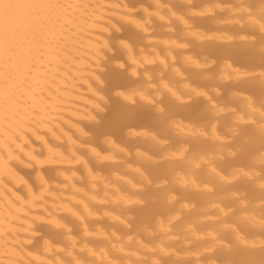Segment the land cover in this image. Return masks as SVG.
I'll use <instances>...</instances> for the list:
<instances>
[{"label": "bare ground", "instance_id": "1", "mask_svg": "<svg viewBox=\"0 0 264 264\" xmlns=\"http://www.w3.org/2000/svg\"><path fill=\"white\" fill-rule=\"evenodd\" d=\"M214 1L228 0H0V264H84L89 257H96L101 264H116L112 262V255L115 252L133 253L137 258L134 264H164V261L155 255L147 257L148 261L138 256L134 247L152 254L155 246L146 245L142 238L135 239L134 230L127 223L119 222L121 225L117 228L104 223L105 218L115 219L114 212L120 214L123 211L119 203L109 209L113 212L112 214L101 207L97 200V195L108 191L109 188L115 192L119 201L125 200L121 187L117 183H111L105 176L107 172L115 171V169L105 163L102 152L106 148H112L129 157L130 151L121 146V143L130 141L124 134L127 127L147 129L141 141L130 144L133 145L132 149L138 150L136 154L138 159L144 161H151L150 153L155 154L159 150L165 156H175L173 148L181 143L191 145L194 149L193 153H202L205 149H209L211 155L194 156L195 158L193 157L191 161V173L181 177V181L189 192L202 188L199 185V180L203 176L200 172L201 167H204L207 174L219 182L214 194L221 196L225 192L223 183L228 182L223 175L225 170L234 165L250 164L248 156L234 157L233 149L225 145L227 141L223 134L234 124L226 116L233 107L247 110L248 118L255 121L256 127L264 132V101L258 104L259 101L254 99L255 93L263 88V85L259 83L260 80L250 83L237 81L239 84L235 85L234 82L233 85L229 84L231 86H222L218 93L225 92L223 96H217L219 100L216 97L217 101L206 92H201L200 94L207 102L196 99L193 100L196 102L194 104L191 102L190 104L193 105L188 104V107L172 103L174 99L182 101L180 93L176 87L162 84L170 92V99H173L171 101L169 97L160 93L163 96L161 97L155 92L160 100L157 102L160 105L156 107V115L155 111L153 113L155 106L151 107L152 110L149 107L143 108L144 110H136L137 108L133 110L123 107L119 100L114 99L109 110L104 114L105 120L102 126L92 127L84 123H95L96 112L102 113V109L96 104L97 102L95 103L94 98L92 100L82 92V86L96 98L108 92L110 95L118 88L131 85L135 87L133 84L137 82L136 76L138 77L139 71L143 72V68H146L144 77L139 76L138 80L144 78L142 81L145 84L136 86L137 93L140 95L141 90L149 88L148 90L152 91L153 79H156L157 75L161 76L159 73H163L164 82L165 79L173 76L180 78L182 87L190 92L198 89V84L206 83L207 87H219L217 78L214 77L218 72L214 71L216 68L214 69L212 65L214 66L215 62L220 65L224 61H226L224 66L234 75H239L235 66L258 64L260 68H263L257 70L263 83L264 56L258 55L255 48L243 47L232 42L225 47L210 42V45L207 43L206 46H204L205 43L202 46L198 44L203 38L200 33L201 28L206 26L203 30H209L211 28L206 23L213 20L211 23L216 26L219 21L218 17L215 19L212 17L210 21H202L195 17L197 15L192 9L203 3ZM244 1L246 5L241 9L231 8L230 10L239 11L241 19L242 17L247 19L260 31L261 36L256 35L257 41L264 40V0ZM150 6L155 8L153 14L157 18L152 19V12L148 9ZM139 12L147 17L146 22L144 19L140 22L142 20L139 18L141 17ZM164 12L172 21L165 18ZM235 12L232 13L235 15L237 13ZM136 16L140 21L134 18ZM150 17L152 20L156 18V21L157 19L160 20L159 22L164 21L161 25L164 24L160 27L156 24L158 27L156 29L153 24L159 22L154 21L152 24ZM117 22L120 25L116 26ZM104 24H109L112 28ZM134 28L139 32L142 29L144 34L149 36L148 42L154 39L152 42L154 44L161 41L156 37L166 39L173 35L170 38L173 42L169 39L172 42L169 44H173L168 54L170 61L161 62L164 71H162L163 67L162 70L160 67V69L157 68L148 58L151 55V49L149 52L147 48L152 47L147 45L151 43L144 46L141 42L144 50L140 48V51L138 49L135 51L134 45L139 44L140 40L136 38L135 32V38L131 37L132 31H135ZM165 30L171 33H169L170 36L166 37L162 34ZM166 32L164 33L167 34ZM104 33L109 37L108 40ZM252 33L254 31L249 28L246 30L244 27H238V29H229L225 36L226 39L231 40L236 36L246 38L245 34ZM144 34H141L139 38ZM181 35L196 38L198 42L190 40L193 42V44L189 42L191 47L185 44L177 48ZM117 36L122 39L129 37L135 39L132 40L133 43L127 39L131 44H126L129 59L135 65L132 72L135 83L131 76H126L130 75L131 70L130 72L128 70L127 74L124 73L126 75L118 70L107 73L102 71L101 75L95 73L99 72L95 69L102 67L101 62L105 57L102 49L107 48L111 51L110 43L114 38L116 40ZM145 37L142 39L147 41ZM165 41L164 45H167L168 39ZM160 44L162 43H159V46L156 45L158 48L154 46L155 50L152 48L153 52L157 50L155 54L160 55L163 51L159 49ZM116 53L113 52L121 59V55H118L120 52ZM135 53H140L143 60L139 61ZM195 53L201 58L208 56L206 58L210 63L206 58L205 60L211 64L212 69L208 66L209 64L205 66L209 67V69L207 67L208 71L216 73L213 74L214 78H209L211 72L206 74L205 60L202 64L200 58V61L194 58L197 57ZM141 62L145 63L143 68H141L143 65ZM152 66L157 69L155 70L154 67L150 69ZM124 67L123 65L121 70L125 69ZM191 67L200 71H195ZM215 67H218L217 64ZM158 69L161 72L157 71ZM94 83L102 89L105 88L104 91L101 90L102 95L99 91L101 88L96 87ZM153 86L155 87L154 84ZM225 87L227 88L224 90ZM236 89L241 90L244 96H233L232 91ZM199 92L196 90L195 93L199 95ZM234 98L241 101L237 102ZM208 102L210 106L206 107L204 103L208 104ZM208 113H211L216 120V124L213 123L210 129L209 138H206L205 134L196 136L195 124L207 122L208 120L202 116H209ZM235 117L242 125L245 124L242 117L237 115ZM172 119L178 120L172 122ZM148 129L150 131L153 129L155 134L158 133L157 129L160 134L147 136L150 132ZM237 132L241 140L235 148L245 153L243 148L246 147V143L243 139L248 133L247 127L242 126ZM148 138L151 141H147ZM249 143L255 144L257 151L264 148V145L256 140L252 139ZM223 155L230 158L229 161L224 162ZM260 161L264 163V154L260 156ZM118 163L124 169L134 170L130 162ZM135 171L139 176L147 179V174L141 170ZM240 173L249 183L244 187H234L229 197L238 202L245 222L264 228V195L254 187L256 185L264 190V171L242 170ZM116 180L121 179L116 176ZM126 183L134 186L129 179ZM204 189L207 192L210 191L208 188ZM161 193L164 192L159 194ZM183 199L189 203L183 205L185 210L191 209L190 204L203 206V201L192 193L184 195ZM213 212H217L221 217L229 215L227 207L218 201L215 204L203 206L198 227H190L187 234L199 244L206 240L212 241L213 245L230 252L229 246L223 242L218 233L206 228L212 225L210 223H214L219 229L232 232L239 244L251 249L250 254L239 251L234 253V264H264V248L257 253L254 252L256 246L264 247V241L255 242L246 239V235L253 234L252 230L244 227L238 229L225 221H215L209 214ZM192 218L185 217V221ZM93 220L96 222V231L101 241L90 238L77 241L74 238L76 233L74 225H82V229L88 235L90 228L87 222ZM47 222L51 223L52 228L45 226ZM205 230L211 231L209 233L206 231L205 234ZM40 233L54 241L59 240L62 234H67L70 237L71 247L57 248L53 253L51 244L47 242L43 247L44 254H41L38 246ZM108 233L112 235L111 239L116 241L124 239V244L116 248L112 240L108 238ZM149 237L152 238L151 240H156L160 235L149 233ZM172 238L174 237L170 238L172 241H176ZM183 244L187 247L189 242L183 241ZM159 249L165 255H173L181 259L175 251L170 250L171 248L160 246ZM190 256L196 264H202L199 255L187 253L185 258L189 259ZM212 264L218 263L213 261Z\"/></svg>", "mask_w": 264, "mask_h": 264}, {"label": "rangeland", "instance_id": "2", "mask_svg": "<svg viewBox=\"0 0 264 264\" xmlns=\"http://www.w3.org/2000/svg\"><path fill=\"white\" fill-rule=\"evenodd\" d=\"M246 5V2L244 0H228V1H214V2H210V3H203L198 7H195L194 9H192V11H194L196 18H200L202 21L203 20H209L213 17L214 19L217 18L218 19V25L214 26V24H212L211 22L213 20H211V22L205 23L209 25V28L211 29H205L201 28L202 30L200 31V33L203 35V38L201 39L200 43L198 42V39L193 38V37H189V36H179L180 38L178 39V46L177 48H180L181 46L183 47V45L185 46V44L189 47L191 41H196L198 42L199 45H203V43H205L204 46H206L207 43H212V44H216L217 46L219 45L220 47H225L228 45H231L232 43L234 44H238L240 46L243 47H247V48H255L257 50L258 55H260L261 57L264 56V40L261 41H257L258 38L256 37V35L259 37L261 36L260 31L258 29L255 28L254 25H252V23H250L247 19H244L239 15V11L235 10H239L241 9L243 6ZM252 7H254L253 3H251ZM153 6H150L149 11L152 12V19L154 17H156L153 13H155V8ZM231 8H236L235 10H230ZM235 12L236 14L234 15L233 13ZM140 13V12H139ZM240 17H238V15ZM139 15L141 17H139ZM137 15L142 21H140V19H138V17H134L137 18L138 21L143 22L147 19V17L145 15H142L141 13ZM165 16V18H169L168 14L166 12H164L163 14ZM130 18V16H128ZM150 17V19H151ZM191 17V16H190ZM157 18V17H156ZM156 18L154 20H152V24L153 22H159L160 20ZM212 18V19H213ZM133 19V18H131ZM199 19V20H200ZM170 21H172L169 18ZM200 20V21H201ZM146 22V21H145ZM164 22V21H161ZM161 22L159 23H155L153 24L155 26L156 29H158V27H156V24L160 27ZM211 23V24H209ZM109 25V24H106ZM104 24V26H106ZM116 26L120 25L117 23H115ZM211 25V27H210ZM110 28H112L111 25H109ZM107 27V26H106ZM208 27V26H207ZM214 27V28H213ZM238 27H244L246 28V30H253L254 33L252 34H245L246 38H239V37H233V39H226L225 34L227 33V31L229 29H238ZM105 28V27H104ZM109 27L107 28L108 30L110 29ZM154 28V32L156 31ZM132 29V28H130ZM227 29V30H226ZM135 31H132V36L133 38L138 37V39L140 40V43H136V45H134L135 51H140V48H142L143 44L145 46V44L147 45L148 43H151L147 46L154 48V50L156 49L154 46H159V43L161 46L159 47L160 50H163L162 52H160V55L155 54V52L152 51V48H147V50L150 52L151 49V55L148 56V58L150 60H152L155 64V66L157 68H161L162 70V63L163 61H166V63H168L169 59V51L172 49L173 44H169L172 43L173 40L170 39L172 38V34L171 37H167L170 36V34L168 33V31L166 32V30L164 32H166L167 34H165L164 32L162 34H164V36H166L168 39V43L167 45H164V42H166L165 38L162 37H156L159 38V40H161L160 42H157L156 44L152 43V42H148V38L143 30L140 29L141 31H137V29H133ZM226 30V31H225ZM114 32V31H113ZM135 32V35H134ZM143 32V33H142ZM226 32V33H225ZM116 34V32H114ZM151 33H153L151 31ZM105 34V33H104ZM114 34V35H115ZM144 34V36L142 35L141 38L140 35ZM161 34V35H162ZM106 35V34H105ZM232 35V34H231ZM107 36V35H106ZM147 37V41L142 39L144 37ZM104 37V36H103ZM120 37V36H119ZM123 37V36H122ZM145 37V38H146ZM154 37V36H153ZM231 37V36H230ZM107 38L106 40L109 39V37H105ZM124 38V37H123ZM131 39L129 38H124L122 39L121 37L118 38V36L116 37V40L114 38V40L110 43L111 45V49L113 50V52H117L116 54L121 55V59L120 56L116 57L117 55L113 54L112 50L110 51V49L104 48L102 49V52L104 54V59L103 62H101V66L99 69H95V71H99V72H95V73H99V75L103 73H107L109 71H113L117 72V70L119 72L123 71V74L128 72L131 73L134 70L135 65L131 63L129 56H128V51L126 49V44L129 43L131 44V42H128L127 39L135 40V39ZM155 38V39H156ZM165 39V40H164ZM172 41L170 42L169 41ZM144 40V41H143ZM164 40V41H163ZM191 40V41H190ZM146 41V43H145ZM163 41V42H162ZM141 42L143 43L141 45ZM194 42V44L196 43ZM232 42V43H231ZM133 43V41H132ZM193 44V42H191ZM202 43V44H201ZM209 43V45H210ZM191 44V45H192ZM170 45V46H168ZM180 45V47H179ZM208 45V44H207ZM142 46V47H141ZM156 46V47H157ZM163 46V48H162ZM203 46V47H204ZM166 47V48H164ZM191 47V46H190ZM158 48V47H157ZM162 48V49H161ZM138 49V50H136ZM168 51H167V50ZM141 50H144V48H142ZM166 50V51H165ZM188 50V49H187ZM191 50V49H189ZM110 51V52H109ZM112 52V53H111ZM148 52V54H149ZM159 52V50H158ZM157 52V53H158ZM168 52V53H167ZM192 52V51H190ZM188 52V54L190 53ZM138 53V52H136ZM135 53V54H136ZM115 55L113 57V55ZM191 54V53H190ZM194 54V51H193ZM139 54H136V58L139 61H142V57H138ZM158 55V56H157ZM196 55V53H195ZM194 55V56H195ZM193 56V55H191ZM197 57H194L196 59L199 60V58L201 59V63H204L205 57H199L198 55H196ZM111 58V60H109ZM114 58V60H116V62H114V60L112 59ZM206 58V60H207ZM106 59V60H105ZM204 63L208 65L210 62L209 60L206 61ZM200 61V60H199ZM226 61L222 62L220 65H218V63H214V66L212 65V67H214V69L216 68V70H214L213 72L216 74L214 77L217 78V83L219 85L216 86L214 88V86H206V83H204V85H199V87H197L199 92V95L196 92V90L194 92H190V91H186L183 87H182V80L178 77H171L168 79H165L166 81H163V73H159L161 76L157 75L156 79L154 78V85L152 84V91L151 90H141V95L137 93V89L136 86L137 84L140 86L142 84H145L144 78L141 80H138L139 76L140 77H144V70H146V68H143L144 64L143 62H141L142 67L143 68V72L139 71L140 67L138 68L137 72H138V77L136 76V81L135 80V76L133 75V73H129L130 75H126V76H132L133 77V83L136 82L135 87H133L132 85L129 87H122V88H118L114 91L113 94H104L102 95L103 92L105 90V88H100L99 91L101 92L100 94L102 96H100V98H96L94 95H91L88 93V90L86 87L82 86V92L88 96L90 99L93 100L95 103L102 109V113H98L97 114V118H96V122L95 123H90V122H84L87 126H92V127H98V126H102L104 123V114L107 113V110H109L108 108H110L109 106L112 105V103L114 102V99L116 101H120L123 107H127V108H131L133 110H144L146 107H149L151 110L152 108L155 109L153 110V113L155 111V115H156V107H158V101L159 97L156 93H161L163 96H166L167 98L170 97V92L167 91L165 89V87L162 84H166L167 86H172V87H176L178 92L180 93L181 96V102L176 101L175 99L172 101V99H170L172 101V103L175 102V104L182 106V107H188L191 102L194 104L196 101L193 102V100L199 101V99L205 102H207L203 97L202 94H200L201 92H206L212 99L215 98V100L217 101L218 97L217 96H223L224 92H220V94L218 93V91H220V89H222V86H227L229 84L233 85L235 82V85L238 82L241 83H250L252 81H259V83H261V85H263L262 90L260 89L257 93H255V97L257 99V102L259 101L258 104L262 103L264 101V82L262 83V80L259 77V73L257 72L258 68H260L258 66V64H251V65H247V66H235L236 70L239 72V75H234L231 71H229L225 66ZM170 63V62H169ZM121 64V66H120ZM153 64V65H154ZM160 64L162 66H160ZM217 64V66L219 67H215V65ZM123 65L125 66V69L121 70V67H123ZM211 64H209L208 66H210ZM119 66V67H118ZM147 66V65H145ZM151 67V65H149ZM205 66L206 70L207 67ZM148 67V66H147ZM154 66H152L153 69ZM154 67V69L156 70L157 68ZM208 67V69H209ZM212 67L210 69H212ZM102 68V70H101ZM110 68V69H109ZM159 68V69H160ZM194 68L195 71H200V70H196L195 67H191ZM217 68L219 69L217 71ZM149 69V68H148ZM157 71H160V70ZM263 69V68H260ZM108 70V71H107ZM205 70V69H204ZM205 70V71H206ZM101 71V72H100ZM106 71V72H105ZM126 71V72H125ZM164 71V67L163 70ZM161 72V71H160ZM211 72L209 74V78H214L212 71H206V74L208 75V73ZM101 73V74H100ZM142 73V74H141ZM122 74V73H120ZM141 74V75H140ZM212 74V75H211ZM98 75V74H97ZM104 75V74H103ZM210 75L212 77H210ZM160 77V78H159ZM174 79V80H173ZM169 80V81H168ZM181 82V83H180ZM202 83V82H201ZM95 84V83H94ZM239 84V83H237ZM96 85V84H95ZM197 85V86H198ZM208 85V84H207ZM229 85V86H231ZM163 86V87H162ZM96 87H98V84L96 85ZM98 87V88H99ZM138 87V86H137ZM221 87V88H220ZM156 90H155V89ZM220 88V89H219ZM227 87L224 88V90ZM155 90V91H154ZM154 91V92H153ZM159 91V92H157ZM222 93V94H221ZM160 94L161 97H163ZM219 94V95H218ZM233 96H244V94L242 93L241 90L236 89L234 91H232ZM217 97V99H216ZM132 100H129V99ZM204 100H203V99ZM235 101L240 102L241 99H236L234 98ZM233 99V100H234ZM255 99V100H256ZM219 100V99H218ZM112 101V102H111ZM131 101V102H130ZM119 102V103H120ZM179 102V103H178ZM157 104V105H156ZM190 104V105H193ZM209 104V105H208ZM208 104H205L206 107L210 106V103L208 102ZM184 105V106H183ZM152 107V108H151ZM139 108V109H138ZM144 108V109H143ZM148 108V111H150V109ZM147 109V108H146ZM152 113V111H151ZM208 115H204L202 116L203 118H206L205 120H208L207 122H202V123H197L195 124L196 126L194 127V132L195 135H200V134H205L207 137L209 138L210 135V129L213 126L212 124H216V120H214V116H211V113H208ZM240 116L243 118L245 124L242 125V123H240L235 116ZM227 119L229 121H231V123L233 126L231 127V129L224 131L223 137L226 139L227 143L225 144L227 147L232 148L233 149V153H234V157L235 158H241V156H248L247 159L249 160L250 164L247 165H243V166H239V165H234L231 166L229 168H227L225 170V172L223 173V175L225 176L226 179H228V182L223 183V186L225 188V192L221 195H215V190L217 189L218 185V181L209 176L207 174V171L204 167L200 168V172H202L203 176L202 178L199 180V185L202 187L200 190L195 191V192H189L187 187L185 186V184L181 181V177L191 173L192 167H191V161L193 159L194 156H198V155H202L205 157H208L211 155L209 149H205L202 153H193L192 146L187 144V143H181L176 145L173 148V152L175 153V156H165L162 152L157 151L153 153H150L149 157L151 159V161H144L143 159H138V157L136 156L137 151L135 149H132V146L130 145L132 142L133 144H135L136 142L141 141L143 138V133L147 130L145 129H139L136 127H127L125 129V137L126 139L129 141V143L127 141L121 143V146L125 149H127L128 151H130V155L129 157L124 156V154H121L119 152H117L116 150L112 149V148H106L103 152L102 155L104 157V161L105 163L115 169V171H110L106 173V177L108 178V180L111 183H117L121 189H122V194L125 197V200L119 201L115 195V192L109 188L108 191L103 192L99 195H97V200L100 203V206L103 207L104 209H107L109 212H111L109 209H111L113 206L117 205L118 203L122 206L123 211L120 212V214H117L116 212H114L115 215V219H111V218H105L104 219V223L108 226H112V227H120L121 223L119 222H125L127 223L130 228H132L134 230V237L136 238H142L145 241V244L148 246H151V244H153V246H155L154 252L152 254H150L148 251L146 250H138L136 249V247H134V250L136 251V253L138 254V256L141 259L146 260L147 257L149 258V256L151 255H155L157 258L161 259L162 261H164V264H196V262L194 260H192L191 256L188 259L187 257L185 258V256H187V253L192 254V255H199L202 261V264H212V262H216L218 264H234V259H233V254L236 253L237 251L244 253V254H250L251 253V249H249L246 246H242L241 244L238 243L236 237L234 236V234L232 232H230L229 230H224V229H219L218 227H216L214 225V223H210L212 224L210 226V224H208V226H210L209 228L206 227L207 229H213L215 231L212 232H216L218 233V235L222 238L223 242H225V244H227L230 248V252H227V250H223L218 248L217 246L212 244V241H205L202 243H197L194 241V239L192 237H190L187 234V231L189 230L190 227H198V222L200 221V218L202 217V207L203 206H208L209 204H215L217 203V201L227 207L228 213L229 215L227 217H221L217 212H213V213H209L211 215V217L213 218V220L215 221H225L227 222V224H230L231 226H234L238 229L240 228H247L253 231V234H248L246 235V239L251 240V241H264V228H260V227H256L253 226L247 222H245L242 219V210L238 204V202L236 200L231 199L230 193L231 191L234 189V187H244L246 184L249 183L248 180H246L244 177H242L241 175V171H248V172H254V171H264V163H262L260 161V156L262 154H264V148L261 150L256 149L255 144H251L249 143L250 140H256L258 143H260L261 145H264V132H262L261 130H259L256 125H255V121H251L248 118V112L247 110H240L238 107H233L232 110L229 111V113L226 115ZM209 117V118H208ZM174 120H176L175 122H177L178 119H172V122H174ZM210 120H214L211 121ZM120 121V118H119ZM233 121V122H232ZM171 124V123H170ZM172 125V124H171ZM219 125V123H218ZM242 126H246L248 133L245 135L244 137V141L246 143V147L243 148V151L245 153H243L240 150H237L235 147L237 145V143L241 140L240 134L239 132H237L238 129H240ZM172 128V127H171ZM232 128H235L234 130ZM149 130V129H148ZM153 130V129H152ZM151 130V131H152ZM155 130V128H154ZM150 131L148 132L147 136H152L153 134H160L159 130L156 129V131L158 133L155 134V131ZM231 130V131H230ZM233 130V131H232ZM147 132V131H146ZM199 137V136H198ZM201 138V137H199ZM137 140V141H136ZM135 141V142H134ZM147 141H151L150 138H148ZM170 143V142H169ZM167 143V144H169ZM263 143V144H262ZM131 146V148H130ZM246 150V151H245ZM159 153V154H158ZM248 153V154H247ZM245 154V155H244ZM251 154V155H249ZM89 157H92L91 155L88 154ZM127 157V158H126ZM250 157V159H249ZM195 158V157H194ZM224 158V162L229 161L230 158L226 157L223 155ZM251 161V162H250ZM118 162H123V163H127L130 162L132 167L134 168L133 171H129L127 169H124L122 167H120L118 164ZM135 170H141L142 172H144L145 174H147V179L142 178L141 176H139ZM156 172V173H155ZM158 172V173H157ZM116 176H119L121 180H116ZM129 179L132 184L134 185L133 187L130 186L129 184L126 183V180ZM255 189L257 191H260L263 193L264 195V190L258 188L256 185L254 186ZM204 188H208L210 191L207 192ZM160 192H164L162 195L159 194ZM194 194L195 196H197L200 200L203 201V206L200 207L197 204H190L191 205V209L189 210H185L183 208V205L185 203H187L184 199L183 196L186 194ZM242 195H245L244 192H241ZM189 204V203H187ZM113 214V212H111ZM193 217L191 220L189 221H185V217ZM119 218V219H118ZM215 218V219H214ZM139 220V222H137ZM88 227L90 228V233L87 235L84 230L82 229V225L79 224H75L74 227L76 229V233L74 234V238L77 241H81V240H85V239H94V240H99L101 241V238L98 234V232L96 231V222L93 221H88L87 222ZM45 226L52 228L51 223L47 222L45 224ZM215 226V227H213ZM169 227V228H168ZM211 230H205L204 233ZM149 233H153L155 235H160L159 238H157L156 240H151L152 238L149 237ZM206 234V233H205ZM174 237L176 239V241H172L170 238ZM108 238H112V235L110 233H108ZM174 238H172L173 240H175ZM39 242H38V246H39V251L41 254H44V250L43 247L45 246V243L49 242L51 244V247L53 248V253L56 252L57 248H64L67 249L69 247H71L70 244V237L67 234H62V237L59 240H50L48 238H46L43 234H39ZM112 243L114 244V246L117 248L119 245L124 244L125 240L121 239L120 241H116L114 239H111ZM183 241H188L189 244L186 247L183 244ZM160 246H164V248H171L170 250L175 251V253L181 257V259L175 258L173 255H165L163 254L159 247ZM67 247V248H66ZM264 247L262 245H258L256 246V249L254 250V252H259L261 249H263ZM253 252V250H252ZM148 261V260H146ZM112 262L116 263V264H134L137 262V258L135 257V255L133 253L131 254H122V253H117L115 252L112 255ZM84 264H101L99 262V260L96 257H89L87 260L84 261ZM150 264V263H148Z\"/></svg>", "mask_w": 264, "mask_h": 264}]
</instances>
